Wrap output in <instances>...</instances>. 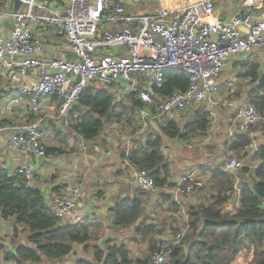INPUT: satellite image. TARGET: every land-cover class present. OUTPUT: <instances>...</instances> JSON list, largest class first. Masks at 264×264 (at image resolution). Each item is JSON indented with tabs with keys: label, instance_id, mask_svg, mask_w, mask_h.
Returning a JSON list of instances; mask_svg holds the SVG:
<instances>
[{
	"label": "built area",
	"instance_id": "1",
	"mask_svg": "<svg viewBox=\"0 0 264 264\" xmlns=\"http://www.w3.org/2000/svg\"><path fill=\"white\" fill-rule=\"evenodd\" d=\"M22 1L17 10L0 7V79L8 81L6 90L14 95L5 104L13 105L12 110L25 105L36 115L33 120L4 128L9 131L7 150L26 161L45 159L43 125L48 119L61 123V118L78 103L83 90L96 81L115 85L121 94L135 93L146 105L142 113L147 119L162 120L201 101L208 103L211 117L216 119L215 97L228 61L264 44L261 0H237L233 5L235 13L228 19L216 7L218 1L224 0H158L154 11L139 14L129 13L127 7L141 0ZM61 3L64 7L59 6ZM5 19L12 21L9 29L1 24ZM34 23L60 27L70 56L46 57ZM171 69L186 72L190 86L184 92L162 96L157 103L155 87L164 84L165 74ZM30 72L35 74L34 81L23 82L22 77ZM226 82L233 90L234 79L228 78ZM52 97L57 98V108L52 113L43 112L42 101H51ZM152 104H156V114L150 108ZM224 105L234 114L228 134L232 140L237 137L235 129L246 132L260 119L253 104L227 98ZM243 165L234 157L223 168L236 172ZM15 169L33 184V165L20 163ZM129 183L151 191L156 189L155 179L147 170H134ZM203 184L198 170L188 171L176 180L170 194L179 201ZM235 187L240 195L241 185L237 182ZM69 194L52 209L60 219L85 222L86 215L79 214L77 209L80 188L71 187ZM261 207L264 210V201ZM185 236L186 229L173 238L168 249L155 251L150 264H166L170 250L180 246Z\"/></svg>",
	"mask_w": 264,
	"mask_h": 264
},
{
	"label": "trees",
	"instance_id": "2",
	"mask_svg": "<svg viewBox=\"0 0 264 264\" xmlns=\"http://www.w3.org/2000/svg\"><path fill=\"white\" fill-rule=\"evenodd\" d=\"M3 6L4 2L0 1V7ZM239 64L242 68L239 76L248 79V83L252 84L246 100L259 110L261 131L264 133V77L261 75L260 63L246 59L241 60ZM189 86L190 79L186 72L180 69L169 70L165 74L164 84L155 87L157 103L162 96L170 95L176 91L184 92ZM228 91L233 90L229 89ZM201 102L202 105L192 109L191 115L194 118L185 123H181L176 115L199 102L184 110L172 112L168 116H164L162 120L155 118L156 121H159L162 133L146 134L144 139L136 137L127 148L116 142L121 163L126 162L125 168L130 170L129 178L134 170H147L155 179L159 197L150 194L151 190L130 185L135 189L133 193L116 198L113 205L109 207L112 228L121 230L134 227L136 234L146 237L156 228V225L148 223V220L151 219L148 212L149 204L157 203L160 198L175 210L183 209V199H187L191 195L180 197L179 201H175L170 192L166 190V188H173L175 184L171 181L173 171L166 160L164 139L169 137L187 143L192 136L205 134L211 124L215 125L216 119L211 117L208 103ZM50 103L55 110L57 98L52 97ZM150 108L156 114V104H152ZM145 109L146 105L135 93L125 94L124 97H115L114 93L105 88L96 90L94 86L89 85L82 92L78 103L69 111L70 114L61 118V122L64 125H69L71 120L70 131L66 133L74 132L85 141L94 140L101 134L107 141V135L116 133L110 129L105 133V129L110 124L120 121L126 110L129 112L138 110L142 113ZM171 115H174L172 119H168ZM35 118L34 113L28 112V121ZM232 118L234 119V117ZM52 121L56 123L55 119ZM7 124L8 119L2 117L0 113V127H5ZM256 125L246 132L235 129L237 137L234 140L228 139V144L223 150L224 154L233 153L246 156L254 140L251 135L257 129ZM54 130L56 137V134H60L57 133L60 129L55 128ZM48 131L54 133L52 128ZM112 139L114 142L116 138ZM43 144L46 147L45 158L56 160L58 158L56 155H59L62 149L49 145L47 142L45 144L44 140ZM84 147L81 146V150L87 152ZM76 148L78 147L76 146ZM255 154L261 161L253 169L248 165H243L236 172L225 170L224 166H210L203 170V173L208 172L209 174L208 185L205 187L203 184L196 188L194 192H197V195L188 203L187 211L183 210L188 218L183 223L184 229H176L173 238L185 229L186 236L180 246L170 250V259L166 264H264V210L261 207L262 201H264V144L256 149ZM233 156L230 155L226 163L234 158ZM190 167L186 168L187 170L183 174L198 170L200 177L201 166L199 168ZM240 175L242 176L241 200L237 209L231 213L225 209L226 202L237 194L235 186ZM245 175L252 176L254 180L246 179ZM102 190L103 188H101V192ZM58 191L56 188L52 191L56 198L49 197L40 187L29 184L23 176L16 172L13 166L0 164V221L13 220L14 233L10 237L13 242L17 241L15 238L19 235L20 230L25 229L28 233L27 242L15 243L14 249L9 245L11 248L6 251L4 245L0 243V254H2L0 257L4 258L7 263L42 264L45 258L62 259L75 252L76 244L82 245L83 250L90 253L87 257L83 256L77 259L74 264L151 263L149 256L146 258L133 257L127 243L121 242L115 237L107 238L104 245L92 243L95 238L93 232L98 229L99 224L91 225L86 221L70 222L58 218L52 209L53 206L60 201L59 199L66 200L64 198L70 196L69 192L61 194ZM80 200L81 197L77 209ZM169 218L172 219L171 221L176 220L175 217ZM171 224L173 227L174 224ZM162 230L159 229L158 232ZM158 245L157 242L149 243V250L152 254L161 250L162 244Z\"/></svg>",
	"mask_w": 264,
	"mask_h": 264
},
{
	"label": "rangeland",
	"instance_id": "3",
	"mask_svg": "<svg viewBox=\"0 0 264 264\" xmlns=\"http://www.w3.org/2000/svg\"><path fill=\"white\" fill-rule=\"evenodd\" d=\"M148 1V2H147ZM142 6L143 10H150L152 9V7L154 8V4L158 5V0H147ZM237 0H229V5H232V8L230 9V13L233 12V5L236 3ZM262 2H264V0H261ZM147 4V5H146ZM226 6V4H224V7ZM226 9V8H225ZM224 13H228L229 11L223 10V14L222 16L224 17ZM256 49H260L261 51H263L264 53V44L263 45H256L253 47V51H257ZM252 54V51L250 53H248V55L246 54H240V55H235L239 58H234L231 59L230 61H228L226 67L223 70L222 76H227L230 77L232 79H234V89H233V93H230L228 96V92H224L222 95H220L221 100L224 99V101L228 98L230 99H234L237 102H239L240 104H248L247 100H243V94L246 93L248 94V90L250 88L247 87V85L249 84V80L248 79H242L239 75L240 72L242 71L241 68H237L235 65H240V61L241 60H245V59H249V60H255V59H250L253 58L252 56L250 57V55ZM246 80L248 82H246ZM105 83L96 81L94 83H92V85L95 87V89L97 90L98 88H104L106 87L104 85ZM252 85V84H251ZM84 91V90H83ZM1 93V92H0ZM248 97V96H247ZM126 98V97H125ZM217 100H219V97L217 95ZM198 105H202V102L196 103V105H194L193 107L188 108L186 111L181 112L180 114H177V119H179L181 121V123H185L187 120L186 119H190L191 118V112L192 109ZM75 106V104L73 105V107ZM13 105L11 104H2L0 106V113L2 115V117H5L6 119H8V125H13V119L10 118L8 115H12V111H14V108L12 110ZM72 107V108H73ZM23 108L19 109V113H21V111H23ZM223 110L227 111L224 107H218L217 111L218 113H221ZM18 109L15 110V112H17ZM228 114L231 115V113L229 111H227ZM70 114V113H69ZM171 115L168 117V119H172ZM30 118V117H29ZM26 120H28V114H24L22 116H20L18 125L22 124L23 122H25ZM71 121V120H70ZM69 121V125H64L62 122L59 124H56L55 122L52 121V119H48L47 122L43 125L42 130L44 132V137L43 140L46 144V142L50 145H54L55 147H60L62 149V152L59 153V155H56L57 160L55 162H53L52 164H49V170L45 173L44 176H46V178H44L43 176V180H47L48 183H46V187L50 190H54L55 188H57L59 185L60 188L63 185H69L71 183H77V186L80 188V197L82 199V201H88V200H92V199H97L99 198V189L106 186L104 183H99V184H94V181L92 180V176L90 177V183L89 184H85L84 181L85 179H82L83 177L88 178L89 175H91L92 173H97L98 169L94 166L91 165L89 166L88 163L86 162V167H85V162H83L82 164V168L78 169V173L79 175L81 174V176H75V172L76 170V165H77V161L75 159V157H77V153L75 154L76 151L79 150L80 145L78 147V143L75 142V137H77V134H75L74 132H68L69 127L72 125V121L70 123ZM256 127L257 129L253 131V133H257L261 136V139L259 138H254L252 145L249 147L247 155L246 156H242L241 155H235L233 153L231 154H224L223 150L225 149V147L223 146L221 148V146H219V138L215 137V139L212 137L211 141L215 142L216 145H211L209 144L208 147L206 149H209V151H213L214 155H209V158H206L207 156L205 155V164L206 165H210L213 164L211 166H224L226 161L229 159L228 157L230 155H234L233 157L238 158L239 160L242 161V163L244 165H248L251 169H253V167L256 164H253V159H255V151L256 148L260 147V145L264 144V133H262L261 131V119H259V121L257 123ZM254 124V125H255ZM50 128H52V130L54 131V133L52 131H48ZM55 128H58L60 130L57 133L60 134H56L57 136L55 137ZM211 128V126H210ZM208 130V132H206L205 134H198L195 136H192V138L187 142H182L181 140H174L171 139L169 137H165L164 139V151H165V155H166V160H168L169 165L172 169V179H177L179 176H181L183 174V172L187 169H189V167H184V168H178L177 163L175 162L177 159V156H175V151L176 148L178 146V150L180 151L179 146H185L187 148H185V153L188 155H194V153H198L199 151H203L201 147L202 146V142H203V138L207 135L210 136V134H212V130ZM110 129V131H112L113 133L116 134H109L107 135L108 140L105 141V138H103V134H101L98 138L94 139V140H86L85 144L83 146L86 147V151H88L90 148H92L93 145H101V146H106L108 145V142L112 139V138H116L114 139L115 141L113 143H111V145H108L110 147H112L111 149H116L117 148V143H120V146H123L125 148L129 147L134 138L139 137V139H144L146 137V134H153L154 133H162V130L160 129V125H159V121H156L153 118L147 119L145 117H143V113L141 114V112H139L138 110H134L133 112H129L128 110L125 111L124 116L121 118L120 121L110 124L108 126V128L105 129V133L106 131ZM59 136V137H58ZM252 136V135H251ZM58 137V138H57ZM205 140H208V138L206 137ZM117 142V143H116ZM76 146L78 148H76ZM76 148V149H75ZM228 151V150H227ZM79 153V152H78ZM87 153H84V160L87 158ZM96 157L98 155H95ZM172 158V159H171ZM59 159V162H58ZM107 160H109L107 158ZM101 162H105V160H102ZM96 163H100V162H96ZM108 163H110L108 161ZM201 164H198L197 166L200 167ZM101 166V165H100ZM109 166V169L111 167V164L107 165ZM118 167V166H117ZM103 168V167H102ZM102 168H99L100 171ZM187 168V169H186ZM207 168H204V165L201 167V175H202V179L204 181V186L206 187L208 185V180H209V176H208V172L203 173V170H206ZM112 175V173H111ZM246 179H252L254 180V178L252 176H248L245 175L244 176ZM82 179V180H79ZM238 182V185H241L242 183V176H239L238 181H236V184ZM75 186V184L73 185ZM108 187L106 188L107 191ZM69 192V191H68ZM169 192V191H168ZM58 193H61V191L59 190ZM67 194V192H66ZM150 194L156 196L157 198L159 197V194H157L156 191H150ZM197 195V192H194L191 194V196L189 198H184V207L182 208H178L179 210H175L174 207H170L168 206V204L164 203L163 199L154 204H149L148 207V212L150 214L151 219L148 220V223H152L153 225H156L155 231H153L150 235L145 236H141L139 234L135 233L134 227L131 228H125V229H121V230H115V228H112L111 226V216L110 214L106 211L104 215L105 220L104 221V217L103 220L98 221V223L95 224H99V226H97V230H95L94 233V239L92 241V243H97L99 245H104L105 240L109 237H115L118 240H120L121 242H125L127 243V245L130 247L131 251H132V255L133 257H141V258H146V256H149L150 262H151V258H152V252H150L149 250V243L150 242H157V245L162 244L161 248L164 247H169L171 241L173 240V235H174V231L177 229H184L183 228V223L184 221L187 220V215L184 214L183 210L187 211V206L189 205L188 203L190 201H192L195 196ZM56 198V196H53ZM236 198H237V194L233 195L231 197V199L229 200L228 204L226 205V208L229 209V212L233 213L237 207L238 204L236 202ZM108 201L103 202L102 200L100 201V205L102 207H105L107 205ZM163 204V205H162ZM169 217H175L176 220L171 221L172 219ZM164 221V222H162ZM13 220H4V221H0V243H2L5 247V250L8 251L10 250V248L12 247L13 249L15 248V243L17 242H27V230L22 229L20 230V233L18 236H16V242L12 241V238L10 239V237H12L14 230H13ZM174 224V226L172 227V224ZM106 224V225H105ZM177 225V226H175ZM93 229V227H91ZM96 228V227H95ZM159 229H163L161 232H158ZM184 242V241H183ZM9 245L11 247H9ZM158 245V246H159ZM168 249V248H167ZM75 252L71 253L70 255L62 258V259H58V260H50L48 258H45L42 261V264H74L76 262L77 259H79L80 257H87L89 256L90 252H86L85 250H83V246L76 244L75 245ZM149 250V251H147ZM170 250V249H169ZM2 255V254H0ZM170 256V254H169ZM4 257V256H3ZM170 257L168 258L169 261Z\"/></svg>",
	"mask_w": 264,
	"mask_h": 264
},
{
	"label": "crops",
	"instance_id": "4",
	"mask_svg": "<svg viewBox=\"0 0 264 264\" xmlns=\"http://www.w3.org/2000/svg\"><path fill=\"white\" fill-rule=\"evenodd\" d=\"M146 1L147 0H141L137 3H135V2L130 3L127 7L128 12L131 14L152 12L158 6L157 4L156 5L154 4V6H155L154 8L152 7V9H150V10H143L142 6L145 5L144 3ZM227 2H229V0L218 1L216 3V7H217L218 12L221 14V16L223 14V10L229 11V14L224 13V17L228 19L234 15L235 10H234V6H233V12L230 13V9L232 8V5H229V3H227ZM224 4H226L225 7H224ZM9 6L14 7V0H7L6 2H4L3 7H9ZM59 6L64 7V4L61 3V4H59ZM1 24L6 29H9L12 25V21H11V19H5V20L1 21ZM33 29H34L35 34L37 36L41 37V39L43 41L44 48H45L44 54L46 57L70 56L69 55V48H68V44L66 41L64 31L60 27H51L49 25H45L42 23H34ZM256 50L257 51L252 50V54L250 55V57L252 56L253 58H250V59H255V61H258L260 63L261 75L264 77V53L260 49H256ZM246 55H248V54H246ZM234 58H239V57L233 56L231 59H234ZM235 66L237 68H241V65H235ZM228 78H230V77H227V76L221 77V86L222 87H221L220 91L217 93L219 100H218V103L216 105H214V109L217 111L218 107H222V108L224 107L227 111H229L231 113V115L228 114L227 111H225V110H223L221 113L216 112V114H217L216 123H215V125L211 124V128H210V130H212L213 132H212V134H210V136L209 135L205 136L203 138V142L201 143L203 146V147H201L203 151H199L198 153L195 152L194 155H188L185 153V150H184L187 147H185V146L180 147L179 146V148H180V151H179L178 146H177L174 154H175V156H177V159L175 162L177 163L178 168H180V167L181 168H184V167L188 168L190 166L193 168H199V166H197V165L201 164L200 165L201 167L204 165V168L208 169L213 164L206 165L204 156L206 155L207 156L206 158H209V155H211V156L214 155L213 151H209V149H206L209 144L216 145L215 142L211 141L212 137L214 139H215V137L219 138V144L218 145L221 146V148L223 146L226 147V145L228 144V139H229L228 134H229L231 125H233V118L232 117H234V114L232 113L231 110H229L228 108L225 107L224 99L221 100V98H220V95H222L224 92H228V94L233 92V91H231V92L228 91L229 87L226 83V79H228ZM241 78L246 79L244 77H241ZM34 79H35V74L33 72H30L28 75L22 77L23 82H33ZM246 82H248V81L246 80ZM104 85L106 86L104 88L107 89L109 92L114 93L115 97H120V96L124 97L125 94H121L120 90L115 85L107 84V83H105ZM251 86H252L251 84L247 85L248 88H250ZM7 87H8V81L4 80V79H0V92H1L0 93V106L2 104H5L6 100H11L12 97L14 96L6 90ZM246 99H247V94L244 93L243 94V100H246ZM42 103H43V108L45 111H47L49 113L54 112V106L50 103V101L43 100ZM15 107H14V111H12V115H8L10 118L13 119V124L19 123V122H16V120H19L20 116H22L24 114H28V112H29L25 105H20V106H15ZM20 108L24 109L23 111H21V113H19ZM16 109H18L17 112H15ZM193 118H194V116L191 115L190 119H193ZM186 120H189V119H186ZM4 128L5 127H0V164H4V165L7 164L8 166H13L14 169L20 163L33 165L35 168V178H34L33 184H35V186L40 187L45 192L46 195H49V197L56 196V195H53V192H52L53 190H51V192H50V190L46 187V183H48V181L43 180V176L49 170V164L50 163L52 164L57 159L52 160V159H49L47 157L45 159H40L38 161H26L22 158H19V159L15 158L12 155V153L7 150L6 138H7L9 131L5 130ZM206 137L208 138V140H205ZM252 137H253V139L255 137L261 139V136L255 132L252 133ZM75 142L78 143V147L80 145L79 150L75 152V154L77 153V157H75V159L77 161V165H76L77 171L75 172V176H79V177L81 176V174L79 175V173H78V169L82 168L83 162H85L84 165L86 167L87 166L86 162H87L89 166L94 165L98 169V172L92 173L91 175L88 176V178L83 177L82 179H85L84 183L89 184L91 182L90 177L92 176V180L94 181V184L104 183L106 185V186L102 187L103 188L102 192H101V188L98 190L99 193H101L98 195L99 198L88 200V201H82V199H81L80 203L78 205L79 214L86 215L87 218L85 221L91 225H94L95 223H98V221L103 220V217H104L103 214H105L106 211L109 213V207L111 205H113L116 198L126 196V195H128V193L131 194V192L133 193V191L135 189L130 186L131 185L129 183L130 170L129 169L127 170L125 168L126 162L121 163V156H120L119 150L111 149L112 147L108 146V145H111V143L113 142V139H111L108 142V145H106V146L93 145L92 148H90L87 151L88 152L87 156H86L87 158L85 160L83 158L85 152H83V150H81V146H83L85 144L83 141V138L81 139L79 136H77V137H75ZM95 155H98V156L96 157ZM107 158L109 160H107ZM254 158L255 159H253V164L258 165V163L261 161V159L259 157H257L256 155ZM102 160H105L106 163L101 162ZM108 161L110 163H108ZM58 162H59V159H58ZM96 162H100V163H96ZM109 164H111L110 169H109V166H107ZM99 168H102L101 171ZM111 173H112V175H111ZM208 176H209V174H208ZM44 178H46V176H44ZM82 179H79V180H82ZM177 179H172V177H171V181L174 182V184H175ZM76 184L77 183H75V185ZM69 185L68 186L63 185L61 188H59L61 186V185H59V187L56 189L60 190L61 194H64L65 192L69 191L71 186H73V185H71V186H69ZM107 187H108V189L106 191ZM166 190H168L170 192L171 188H166ZM153 191H156L157 193H159V190H157V188L154 189ZM55 194H57V193L55 192ZM240 197H241V195L237 194L236 202H237L238 206H239L240 200H241ZM101 200L103 202L108 201V203L105 207L99 206ZM228 202L229 201H227L226 204H228ZM225 209H226V211H229V209H227L226 207H225ZM105 220L106 219L104 217V221ZM0 264H10V263H7L4 260V258L0 257Z\"/></svg>",
	"mask_w": 264,
	"mask_h": 264
},
{
	"label": "water",
	"instance_id": "5",
	"mask_svg": "<svg viewBox=\"0 0 264 264\" xmlns=\"http://www.w3.org/2000/svg\"><path fill=\"white\" fill-rule=\"evenodd\" d=\"M23 1L22 0H14V10H17L20 8V6L22 5Z\"/></svg>",
	"mask_w": 264,
	"mask_h": 264
}]
</instances>
